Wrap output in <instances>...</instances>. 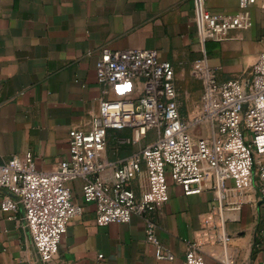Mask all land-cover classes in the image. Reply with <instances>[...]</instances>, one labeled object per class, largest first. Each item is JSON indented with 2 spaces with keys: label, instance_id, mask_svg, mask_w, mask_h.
Here are the masks:
<instances>
[{
  "label": "crops",
  "instance_id": "obj_1",
  "mask_svg": "<svg viewBox=\"0 0 264 264\" xmlns=\"http://www.w3.org/2000/svg\"><path fill=\"white\" fill-rule=\"evenodd\" d=\"M206 8L239 11L233 0L209 1ZM249 12L250 30L234 31L224 42L201 43L191 0H0V164L31 155L36 170L48 172L70 160V131L88 130L103 99L96 65L104 48L156 50L161 61L174 66L181 117L192 122L202 96V84L192 75L194 63L204 60L223 82L248 73L264 49V0ZM110 135L116 145L107 146L109 162L137 151L123 142L129 130ZM168 184L169 201L155 220L158 238L174 261L156 259L140 217L99 227L96 206L83 201V182L74 180L69 187L82 215L69 222L58 259L50 264H184L187 242L215 205V196L207 186L187 196L170 179ZM147 185L143 169L135 195ZM23 217L21 207L11 219L0 211V264H42ZM226 219L235 264H264V204L257 189ZM216 253L221 259V248ZM219 259L207 256L206 264H223Z\"/></svg>",
  "mask_w": 264,
  "mask_h": 264
},
{
  "label": "built area",
  "instance_id": "obj_2",
  "mask_svg": "<svg viewBox=\"0 0 264 264\" xmlns=\"http://www.w3.org/2000/svg\"><path fill=\"white\" fill-rule=\"evenodd\" d=\"M209 1L215 0H191L201 43L224 42L232 32L253 27L249 9L258 0H233L239 8L235 13L211 12L206 8ZM96 74L103 99L88 130L70 131V160L48 172L37 171L31 155L0 164V211L11 219L23 209L34 249L42 264H50L58 259L69 222L82 215L69 187L82 180L83 201L96 206L99 227L140 217L156 259L172 262L174 256L162 246L155 220L169 201V179L187 196L207 186L214 192L215 205L187 242L184 264H206L207 256L219 259L217 247L223 264H235L227 214L241 210L254 188L264 204V49L248 73L223 82L204 60L194 63L192 75L202 84V96L192 122L181 117L175 68L161 61L156 50L104 48ZM123 130L131 132L123 141L130 145L151 133L154 138L127 159L109 162L108 135ZM143 169L148 185L138 196L134 184Z\"/></svg>",
  "mask_w": 264,
  "mask_h": 264
},
{
  "label": "rangeland",
  "instance_id": "obj_3",
  "mask_svg": "<svg viewBox=\"0 0 264 264\" xmlns=\"http://www.w3.org/2000/svg\"><path fill=\"white\" fill-rule=\"evenodd\" d=\"M195 132H196V131H195ZM149 137L153 139V138H154V135L151 133V134L148 136V138H149ZM109 138H110V139H109ZM107 140H109L108 143H107V144H108V145H107L108 147H111V148H112L113 146L116 145V142L113 141V138H112L111 135H110V137H108ZM146 140H148V139H146ZM113 142H114V143H113ZM146 142H148V141H145V140H144V141H142L141 143L136 144L135 146L137 147V151H139L142 147H144V145H145ZM111 148H110V149H111ZM108 149H109V148H108ZM254 182H257V179H256L255 177H254ZM228 184H231V182H228Z\"/></svg>",
  "mask_w": 264,
  "mask_h": 264
}]
</instances>
